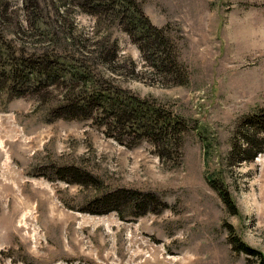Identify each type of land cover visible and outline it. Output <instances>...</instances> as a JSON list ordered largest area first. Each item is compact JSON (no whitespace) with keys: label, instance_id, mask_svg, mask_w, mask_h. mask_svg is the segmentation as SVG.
I'll use <instances>...</instances> for the list:
<instances>
[{"label":"rangeland","instance_id":"374dc122","mask_svg":"<svg viewBox=\"0 0 264 264\" xmlns=\"http://www.w3.org/2000/svg\"><path fill=\"white\" fill-rule=\"evenodd\" d=\"M140 1L150 22L167 25L178 41L185 83L166 81L115 25L107 46L116 41L117 71L103 69L94 48L95 17L72 0L63 17L51 0H40L35 10H28L25 0H0L2 49L24 58L47 50L82 54L95 72L156 99L184 123L180 155L167 160L147 141L132 148L119 144L91 120L46 121L49 104L41 98L72 94L73 82L66 78L70 87L43 86L23 96L0 87V264H259L264 259V148L253 159L229 156L233 142L243 146L236 135L239 121L264 107V0ZM68 24L74 37L89 36L94 46L90 40L85 49L72 45L64 32ZM64 168L76 170L84 183L68 182L75 178L62 173ZM216 172L238 214H231L210 186ZM121 189L155 194L157 210L133 216L134 209L123 203L121 215L83 211L96 195ZM231 233L254 254L234 252Z\"/></svg>","mask_w":264,"mask_h":264},{"label":"trees","instance_id":"16d2710c","mask_svg":"<svg viewBox=\"0 0 264 264\" xmlns=\"http://www.w3.org/2000/svg\"><path fill=\"white\" fill-rule=\"evenodd\" d=\"M40 0H25L28 10H35ZM46 1V0H43ZM67 1L51 0L56 4L55 11L59 17L68 11ZM75 7L95 17L96 28V58L103 69L116 72L118 60L117 44L112 41L109 48L108 40L112 26H118L137 46L143 59L166 81L183 84L188 80L186 66L179 60V45L168 32V26L153 25L144 14L140 0H72ZM72 4L71 2H69ZM38 28L37 24L33 25ZM72 25L64 26L66 37L77 47L86 48L87 40L74 37ZM105 30V31H104ZM106 42V43H105ZM3 37L0 36V44ZM82 54L63 55L52 54L49 50L24 58L11 52L6 47H0V87L13 96H23L38 92L41 87L61 85L70 87L63 79L73 82L72 94L52 101L48 96L41 98L49 104L46 108L45 120H91L95 126L103 127L105 135L113 138L119 144L132 148L147 141L154 147L159 158L167 160L180 155L184 123L171 109L154 98H143L127 88L114 84L99 69L80 59ZM100 68V67H99ZM101 68V70H102ZM61 82V84H60ZM27 90V91H26ZM29 90V91H28ZM26 91V92H24ZM236 135L242 140L243 146L233 142L229 152L231 156L238 154L242 160L253 159L264 148V107H260L249 115L243 116L236 127ZM235 141V140H234ZM242 153V154H241ZM76 170L64 168L62 173L71 175L74 180L68 182L83 184L78 179ZM216 177L209 178V184L214 188L228 206L231 214H238L235 201L227 191L224 181L216 172ZM66 180V179H64ZM67 181V180H66ZM158 201L156 195L140 193L133 190H116L103 192L88 201V207L83 211L92 214H104L116 211L121 215L120 205L128 203L133 216L146 212H155ZM231 249L236 253L253 255L254 251L237 235L231 233L228 237ZM258 254V253H257ZM259 264H264L261 258Z\"/></svg>","mask_w":264,"mask_h":264},{"label":"bare ground","instance_id":"6f19581e","mask_svg":"<svg viewBox=\"0 0 264 264\" xmlns=\"http://www.w3.org/2000/svg\"><path fill=\"white\" fill-rule=\"evenodd\" d=\"M28 206H29L28 204L20 205L18 203H16V205H15V207H28ZM51 207H55V206H51Z\"/></svg>","mask_w":264,"mask_h":264}]
</instances>
